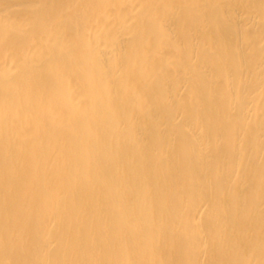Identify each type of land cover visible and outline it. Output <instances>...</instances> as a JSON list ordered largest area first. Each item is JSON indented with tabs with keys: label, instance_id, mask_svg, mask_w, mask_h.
<instances>
[{
	"label": "bare ground",
	"instance_id": "obj_1",
	"mask_svg": "<svg viewBox=\"0 0 264 264\" xmlns=\"http://www.w3.org/2000/svg\"><path fill=\"white\" fill-rule=\"evenodd\" d=\"M0 264H264V0H0Z\"/></svg>",
	"mask_w": 264,
	"mask_h": 264
}]
</instances>
